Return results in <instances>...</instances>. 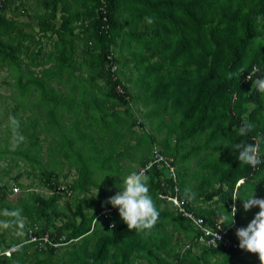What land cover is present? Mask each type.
Segmentation results:
<instances>
[{
    "label": "trees",
    "instance_id": "obj_1",
    "mask_svg": "<svg viewBox=\"0 0 264 264\" xmlns=\"http://www.w3.org/2000/svg\"><path fill=\"white\" fill-rule=\"evenodd\" d=\"M28 1L5 0L0 14L11 89L0 96L18 121L8 109L0 121V222L9 225L0 224V251L15 247L0 264H260L240 247L196 242L198 230L160 194H176L210 226L223 219L238 244L259 212L243 199H264V99L252 88L264 78V0H37L44 12L24 22ZM245 122L256 127L240 137ZM240 142L260 143L256 168L236 158ZM155 152L164 160L145 176L159 219L145 235L108 201ZM22 161L37 186L14 174ZM16 209L22 224L3 214ZM30 228L58 245L40 249Z\"/></svg>",
    "mask_w": 264,
    "mask_h": 264
},
{
    "label": "clouds",
    "instance_id": "obj_2",
    "mask_svg": "<svg viewBox=\"0 0 264 264\" xmlns=\"http://www.w3.org/2000/svg\"><path fill=\"white\" fill-rule=\"evenodd\" d=\"M149 23H151V20H149ZM249 80H252V78L249 77ZM252 81H253L252 88L259 93L262 99H264V78H256L255 80ZM10 119L12 120V123L14 125L18 126V121H16L14 118H10ZM255 127L256 126L254 124L245 122L242 126L238 128V130H236L237 135L240 137L247 136L249 133H251L254 130ZM231 148L233 149V151L238 152V156L236 158L240 161L241 165H249L252 168H256L262 162L259 157L260 143L245 144L244 142H240L233 144ZM149 163L147 165H149ZM153 164L151 165V167L153 166ZM147 165L145 167H142L139 170V172L132 171L131 173L126 175L123 178L122 185L119 186L120 191L116 195L112 196L109 199L108 203H110L114 208H118L119 215L122 218L123 222L127 225L129 231L135 230L137 233H144L145 235H150L151 230L158 222L159 211L155 205L152 196L150 195V189L147 184V178L145 174L147 170L151 168V167L147 168ZM143 169H145L144 172ZM173 191L179 193L180 188L178 187V191H176L174 188ZM163 195H168V194H160V197L164 198L167 201H170L168 198L163 197ZM184 197L187 201H191L196 198V193L191 191V189L186 188L184 190ZM170 202L173 204V207L175 208L173 201ZM182 202L187 208L185 202L184 201ZM243 207L245 211L251 210L253 207H258L259 212L255 215V217L251 220V222L247 225V227H241L237 230L236 234L239 238V247L240 249L246 250L247 252H250L252 254H258L260 264H264V199L255 198V193H254L251 197L243 199ZM176 211L178 210L176 209ZM237 211L238 209L234 206L231 211V214H233L231 225L234 223V217ZM3 214L5 216L16 218L14 221H11L10 223L22 224V220L20 219L21 217L20 209H16L11 212L5 210ZM196 215L198 214L196 213ZM224 218L226 219L227 217ZM0 224H2V226L4 227L9 226L8 223H4V222H0ZM192 224L194 225V223ZM195 228L198 230L196 226ZM198 231L196 233V237L199 236ZM196 237H195V241H196ZM217 238L220 239L218 235ZM188 243L189 245H191L190 242H187L186 244ZM186 244H183L182 251H185L190 248L189 246L188 248L184 249V246Z\"/></svg>",
    "mask_w": 264,
    "mask_h": 264
},
{
    "label": "built area",
    "instance_id": "obj_3",
    "mask_svg": "<svg viewBox=\"0 0 264 264\" xmlns=\"http://www.w3.org/2000/svg\"><path fill=\"white\" fill-rule=\"evenodd\" d=\"M3 1L5 0H0V14L2 13V8H3ZM249 77H251V74L247 75V79L249 80ZM154 159L152 160L149 165H147V168H150L151 165L157 161L164 160V157L160 155L158 152L154 153ZM145 169H143V172ZM173 176L174 180H176V175L175 173H171ZM2 181V180H1ZM0 181V184L2 182ZM12 190L13 193H17L20 191V187L17 186L16 184L12 183ZM175 190L178 191L177 185L175 186ZM178 193V192H176ZM163 197L168 198L170 201H173L175 208L182 213L185 217H187L194 225L198 228L200 231L199 236L196 237V241L200 242L208 247H217L220 243L223 244L226 247H235L238 248L239 244L236 241H233L230 236H227L226 230L223 227V219H217L214 226H209L205 220L204 217L196 215V213L188 208L185 207L184 203L178 198V196L175 195H163ZM236 207V204L233 203L232 208ZM106 215L108 213H105ZM235 223V220H234ZM234 224L231 225V227ZM113 226V223L110 224V227ZM29 235H30V240L31 242H38L37 246L42 249L46 248L47 244L50 245H58L56 243H53L50 235L47 233L42 237H38L35 234V229L30 228L29 229ZM217 235L219 236L220 239L217 238ZM190 245L189 243L184 246V249L188 248ZM15 250V247H13L11 250H6L4 252L0 251L1 254H6L10 255L11 252Z\"/></svg>",
    "mask_w": 264,
    "mask_h": 264
},
{
    "label": "rangeland",
    "instance_id": "obj_4",
    "mask_svg": "<svg viewBox=\"0 0 264 264\" xmlns=\"http://www.w3.org/2000/svg\"><path fill=\"white\" fill-rule=\"evenodd\" d=\"M30 11L34 12V9L30 7ZM25 18L26 17H24V19ZM25 20H27V19H25ZM8 79H10L9 76H8V72L6 70L0 71V93H1V95H3V94H9L10 93V90L11 89H10L9 85H7L6 82H5V80H8ZM14 104L15 103L10 98H8V97H1L0 96V121L3 120L4 114H5V112H7V109H8V112H9V119L11 118V116H12L11 110H12ZM4 124H1L0 123V138H1L2 134H3ZM0 143H1V141H0ZM43 145H44V149H47V146H48L47 143L44 142ZM43 153L45 154L44 155L45 156V160L43 162L46 163L45 166H47V164L51 163L50 162V158H49L50 156H49V154L46 151H44ZM20 163H21L20 164L21 166L16 167L17 169L16 168L14 169V174L17 173V171L18 172L19 171L24 172V176L21 179V181L24 184H29V183H32L33 182L34 183V186H37L38 183H39V180H38V177L35 176L36 173L34 175H31L30 177H28L27 176V172H26V169H27L28 165H24L23 164L24 163L23 161L20 162ZM7 166H8V164H6V162H2L0 164V168L7 167ZM67 171H68V173H70V170L69 169H67ZM35 172H38V171H35ZM71 174H72V170H71V173L69 175V179L72 176ZM38 189L40 191H42V193H44L45 195H49L50 194V191H48L44 187L38 186ZM2 227H4V226H2Z\"/></svg>",
    "mask_w": 264,
    "mask_h": 264
},
{
    "label": "crops",
    "instance_id": "obj_5",
    "mask_svg": "<svg viewBox=\"0 0 264 264\" xmlns=\"http://www.w3.org/2000/svg\"><path fill=\"white\" fill-rule=\"evenodd\" d=\"M25 5H27L26 7L27 12L25 13V15L24 14L22 15V21L24 22L30 21L33 18V16H35L36 14H40L44 12L43 9L42 10L37 9L38 8L37 6L40 5L37 2V0H30L26 2ZM30 7L34 9V12L30 11ZM15 12L16 10L14 8H10V9H7V11L5 12V15L9 18L13 16ZM24 17H26L25 19L27 20H25Z\"/></svg>",
    "mask_w": 264,
    "mask_h": 264
},
{
    "label": "bare ground",
    "instance_id": "obj_6",
    "mask_svg": "<svg viewBox=\"0 0 264 264\" xmlns=\"http://www.w3.org/2000/svg\"><path fill=\"white\" fill-rule=\"evenodd\" d=\"M256 71H257V70H256ZM256 71H254V72H256ZM254 72H253V73H254Z\"/></svg>",
    "mask_w": 264,
    "mask_h": 264
}]
</instances>
